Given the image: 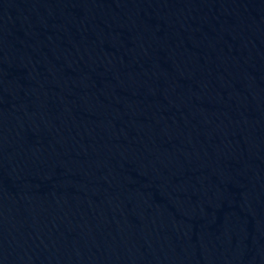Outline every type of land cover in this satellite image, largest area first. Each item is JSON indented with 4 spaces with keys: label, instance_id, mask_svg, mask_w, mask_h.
I'll return each mask as SVG.
<instances>
[{
    "label": "water",
    "instance_id": "obj_1",
    "mask_svg": "<svg viewBox=\"0 0 264 264\" xmlns=\"http://www.w3.org/2000/svg\"><path fill=\"white\" fill-rule=\"evenodd\" d=\"M0 264H264V0H0Z\"/></svg>",
    "mask_w": 264,
    "mask_h": 264
}]
</instances>
